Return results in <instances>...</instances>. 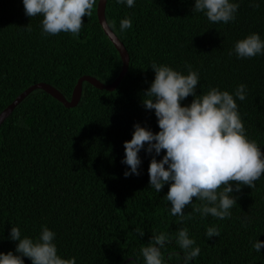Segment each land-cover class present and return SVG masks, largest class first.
<instances>
[{
    "label": "trees",
    "instance_id": "1",
    "mask_svg": "<svg viewBox=\"0 0 264 264\" xmlns=\"http://www.w3.org/2000/svg\"><path fill=\"white\" fill-rule=\"evenodd\" d=\"M99 1L91 16L82 17L84 25L76 37L64 32L44 35L42 17L27 16L22 0H0V114L38 83L53 82L50 85L70 100L85 76L106 85L119 78L123 61L99 23ZM193 6L194 0H136L129 8L108 0L107 22L130 55L119 87L109 91L84 82L73 108L37 89L3 122L0 252L15 251L18 242L8 238L12 226L35 238L47 225L57 233L58 253L75 256L77 264H144L142 245L150 242L152 232H167L171 242L162 250L165 259L180 264L176 254L182 256V250L174 237L177 229L187 227L201 248L193 264H264V247L260 253L252 247L256 239L264 241V175L254 188L243 185L234 191L237 204L223 220L201 218L191 205L184 209L185 219L172 216L169 186L159 193L150 187L151 154L143 149L140 175L124 176L129 167L121 162L124 142L132 138L133 125L139 122L159 131L155 111L143 103L155 77L152 61L185 74L186 65L199 70L197 94L210 86L232 92L246 84V99H237L239 112L248 138L264 151V56L229 55L235 42L249 33L264 37V0L259 8L241 0L236 20L228 24L209 21ZM125 17L132 18L133 26L120 31ZM192 99L190 95L181 103ZM193 203L199 201L193 197ZM245 218H250L247 224ZM137 225L144 228V236L134 231ZM211 225L220 227L219 237H206ZM24 260L32 264L30 258Z\"/></svg>",
    "mask_w": 264,
    "mask_h": 264
},
{
    "label": "clouds",
    "instance_id": "2",
    "mask_svg": "<svg viewBox=\"0 0 264 264\" xmlns=\"http://www.w3.org/2000/svg\"><path fill=\"white\" fill-rule=\"evenodd\" d=\"M25 14L29 17L41 16L44 35L61 32L78 37L84 25L82 17L91 16L97 0H22ZM241 0H194L193 10L202 12L213 23L228 24L235 21ZM255 8L260 0H250ZM117 4L131 8L136 0H116ZM114 23V22H113ZM120 31L133 26L131 17L122 18ZM30 30V26H27ZM238 58L264 56V37L251 32L238 39L229 55ZM154 80L146 90L144 106L154 110L159 131L133 125L132 138L124 142L125 155L122 163L129 166L124 176L140 175L143 149L151 154L148 168L149 185L158 193L167 184V200L170 214L186 218L184 209L192 206V212L201 218L212 216L218 219L230 218L231 209L237 204L243 185L255 187V182L264 175V151L257 141L249 139L239 112L237 99L247 97V85L238 84L234 91L210 86L207 92L197 94L200 82L199 70L186 65L187 73L177 70L167 63L152 61ZM202 88V85H200ZM193 99L182 104L187 97ZM164 154L162 158L157 159ZM235 182V184L231 183ZM193 197L199 203H193ZM189 216L191 213L188 214ZM250 218H245L247 224ZM134 231L144 236V228L137 225ZM220 227L206 228V237H219ZM57 233L47 225H42L39 235H22L19 226H12L9 239L17 241L15 251L0 252V264H25L24 257L32 264H77V258H64L58 253ZM175 243L182 250L177 253L180 264H193L201 253V248L190 235L187 227L176 230ZM171 242L169 233L152 232L150 242L142 245L140 255L144 264H168L163 249ZM252 247L257 253L264 247V241L256 239ZM139 256L135 259L138 261Z\"/></svg>",
    "mask_w": 264,
    "mask_h": 264
},
{
    "label": "water",
    "instance_id": "3",
    "mask_svg": "<svg viewBox=\"0 0 264 264\" xmlns=\"http://www.w3.org/2000/svg\"><path fill=\"white\" fill-rule=\"evenodd\" d=\"M108 0H100L98 3V19L101 27L103 28L105 34L109 37L113 45L116 47L118 52L121 55V59L123 61V70L120 74V77L115 81L113 85H105L101 83L96 78H92L90 76H86L84 78H81L73 92V95L71 99H67L63 94H61L57 89H55L53 86L46 84V83H38L36 85H33L28 90H26L23 94H21L5 111H3L0 114V127L3 124V122L10 116V114L13 112L15 107H17L30 93L37 89H41L49 93L51 96L56 98L59 102H61L65 107L67 108H73L76 107L81 99L82 95V85L83 81H87L90 84H92L94 87L98 89H107L109 91H113L116 89L117 85L122 80V77L126 74V71L128 69V61H129V54L127 52L126 47L121 42V40L117 37V35L113 32L110 25L107 22L106 19V6H107Z\"/></svg>",
    "mask_w": 264,
    "mask_h": 264
},
{
    "label": "bare ground",
    "instance_id": "4",
    "mask_svg": "<svg viewBox=\"0 0 264 264\" xmlns=\"http://www.w3.org/2000/svg\"><path fill=\"white\" fill-rule=\"evenodd\" d=\"M129 14H130V13H129ZM127 52H128V51H127ZM128 54H129V53H128ZM88 66H89V65H88ZM129 66H130V55H129V61H128V69H127V71H126V74L122 77V80H123V79L125 78V76L127 75L128 70H129ZM122 70H123V67H122ZM109 72H110V70H109ZM18 75H19V74H18ZM20 75H21V73H20ZM105 75H106V74H105ZM85 77H86V76H85ZM90 77H91V76H90ZM119 77H120V76H119ZM10 78H11V77H10ZM52 78H53V77H52ZM83 78H84V77H83ZM92 78H94V76H93ZM96 78H97V77H96ZM97 80H98V79H97ZM122 80H121V82H122ZM11 81H12V80H11ZM11 81H10V82H11ZM53 81H54V80H53ZM66 81H67V80H66ZM13 82H14V81H13ZM18 82H19V81H18ZM63 82H64V81H63ZM69 82H70V81H69ZM84 82H87V81H83V84H84ZM100 82H101V81H100ZM121 82H120V83H121ZM11 83H12V82H11ZM14 83H15V82H14ZM51 83H53V82H51ZM51 83H50V84H51ZM67 83H68V82H67ZM101 83H102V82H101ZM114 83H115V82H114ZM114 83L109 84V85H113ZM120 83H119V84H120ZM15 84H16V83H15ZM26 84H27V83H26ZM50 84H49V85H50ZM54 84H56V83H54ZM58 84H59V83H58ZM64 84H65V83H64ZM103 84H104V83H103ZM87 85H88V84H87ZM91 85H92V84H91ZM105 85H106V84H105ZM51 86H52V85H51ZM70 87H71V86H70ZM118 87H119V85H117L116 88H118ZM54 88L57 89L56 87H54ZM63 88H64V87H63ZM88 88H89V87H88ZM57 90H58V89H57ZM58 91H59V90H58ZM100 91H101V90H100ZM45 92H46V91H45ZM59 92H60V91H59ZM95 92H96V91H95ZM101 92H102V91H101ZM60 93H61V92H60ZM22 94H23V93H22ZM30 94H31V93H30ZM30 94H29V95H30ZM48 94H49V93H48ZM61 94H62V93H61ZM82 94H83V85H82ZM29 95H28V96H29ZM28 96H27V97H28ZM27 97H26V98H27ZM81 97H82V95H81ZM93 97H94V96H93ZM26 98H25V99H26ZM68 98H69V97H68ZM25 99H24V100H25ZM24 100H23V101H24ZM23 101H22V102H23ZM22 102H21V103H22ZM21 103H20V104H21ZM20 104H19V105H20ZM19 105H18V106H19ZM18 106H17V107H18ZM109 106H110V105H109ZM17 107H15V109H16ZM15 109H14V110H15ZM14 110H13V112H14ZM96 110H97V109H96ZM4 111H5V110H4ZM13 112H12V113H13ZM108 112H109V111H108ZM12 113H11V114H12ZM11 114H10V116H11ZM84 116H85V115H84ZM3 125H4V124H3ZM2 127H4V126H2ZM93 129H94V128H93ZM3 130H4V129H3ZM7 130H8V129H7ZM54 130H55V129H54ZM58 132H59V131H58ZM72 132H73V131H72ZM0 133H1V130H0ZM46 133H47V132H46ZM53 134H54V133H53ZM57 134H58V133H57ZM58 135H60V134H58ZM0 136H1V135H0ZM101 139H104V138H101ZM52 140H53V138H52ZM97 140H98V139H97ZM54 141H55V140H54ZM56 142H57V141H56ZM63 143H64V142H63ZM10 144H11V143H10ZM56 144H57V143H56ZM96 144H97V143H96ZM91 145H92V144H91ZM97 145H98V144H97ZM48 146H49V145H48ZM92 146H93V145H92ZM53 147H54V146H53ZM53 147H52V149H53ZM105 147H106V146H105ZM17 149H18V148H17ZM46 157H47V156H46ZM158 158H159V157H158ZM49 159H50V158H49ZM159 159H160V158H159ZM44 162L46 163L45 158H44ZM48 162H49V161H48ZM40 164H41V163H40ZM38 165H39V164H38ZM49 165H50V164H49ZM12 167H13V166H12ZM35 169H36V168H35ZM141 170H143V169H141ZM143 171H144V170H143ZM38 172H39V171H38ZM144 172H145V171H144ZM14 173H15V172H14ZM53 174H54V173H53ZM80 179H81V177H80ZM78 180H79V179H78ZM85 180H86V179H85ZM140 180H141V179H140ZM69 181H70V180H69ZM71 181H72V180H71ZM74 182H75V181H74ZM78 182H79V181H78ZM70 183H71V182H70ZM82 184H83V183H82ZM72 186H73V185H72ZM74 186H75V185H74ZM148 186H149V185H148ZM69 187H70V186H69ZM62 188H63V187H62ZM66 188H67V187H66ZM78 188H79V187H78ZM78 188H77V189H78ZM83 188H84V187H83ZM79 189H80V188H79ZM126 189H127V188H126ZM153 189H154V188H153ZM154 190H155V189H154ZM151 191H152V190H151ZM82 192H83V191H82ZM84 192H85V191H84ZM140 192H141V191H140ZM71 193H72V192H71ZM150 193H151V192H150ZM79 194H80V193H79ZM82 194H83V193H82ZM138 194H139V193H138ZM69 196H71V195H69ZM71 197H72V196H71ZM154 197H155V196H154ZM68 198H69V197H68ZM156 199H157V198H156ZM162 201H163V200H162ZM160 204H161V203H160ZM167 205H168V204H167ZM169 207H170V206H169ZM158 215H160V214H158ZM156 216H157V215H156ZM156 218H157V217H156ZM169 222H170V221H169ZM184 223H185V222H184ZM157 224H158V223H157ZM166 225H167V223H166ZM163 226H164V225H163ZM203 227H204V226H203ZM199 228H200V227H199ZM204 228H205V227H204ZM86 232H87V231H86ZM199 232H200V231H199ZM31 233H32V232H31ZM84 233H85V232H84ZM33 235H34V234H33ZM214 241H215V240H214ZM174 255H175V254H174ZM171 257H172V256H171ZM176 264H177V263H176Z\"/></svg>",
    "mask_w": 264,
    "mask_h": 264
}]
</instances>
